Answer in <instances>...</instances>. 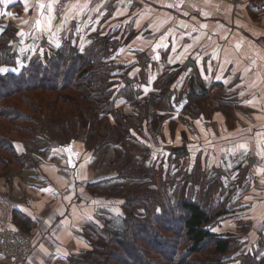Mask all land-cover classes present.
Listing matches in <instances>:
<instances>
[{"label": "crops", "instance_id": "crops-1", "mask_svg": "<svg viewBox=\"0 0 264 264\" xmlns=\"http://www.w3.org/2000/svg\"><path fill=\"white\" fill-rule=\"evenodd\" d=\"M57 1L0 3V28L17 30L18 61L28 54L44 57L65 42L83 48L101 36L115 46L110 59L123 65L120 80L139 89L138 105L171 85L175 130L171 119L164 122L158 153H169V145L175 155L172 148L185 146L181 163L187 160L192 168L201 162L208 175L215 170L218 180L212 183L223 189L220 194L226 189L217 205L226 213L207 227L218 237L240 240V252L252 253V264H264V0L237 5L225 0H72L60 18ZM189 61L194 67H185ZM191 78L206 84L209 95L237 93L235 112L226 115L218 107L207 118V108L200 118L190 119L183 111L194 89ZM118 103L134 116L124 141L133 138L139 159L138 147L148 141L147 122L137 119V104ZM154 111L150 106L149 116ZM112 145L96 150L87 146L85 134L67 144L43 135L32 156L37 160L11 180L0 179V241L5 232L22 234L27 221L28 234L22 235L32 240V252L25 264H73V257L91 248L96 226L105 227L103 220L122 225L130 183L119 177L114 160L128 151ZM246 166L247 179L236 175V183L226 181ZM245 262L244 256L239 264ZM0 264H10L1 249Z\"/></svg>", "mask_w": 264, "mask_h": 264}, {"label": "trees", "instance_id": "trees-1", "mask_svg": "<svg viewBox=\"0 0 264 264\" xmlns=\"http://www.w3.org/2000/svg\"><path fill=\"white\" fill-rule=\"evenodd\" d=\"M16 31L10 25L0 36V69H4L0 71V178L11 180L19 169L32 165L43 135L67 144L85 134L88 147L96 150L108 144L118 145L129 135L134 116L118 108V101L137 104L140 91L134 82H122L120 73H114L123 65L108 59L111 40L93 37L83 48L65 42L44 57L28 54L20 64L14 41ZM191 80L194 89L184 111L196 120L208 107L209 89ZM119 83L122 84L118 86ZM170 89L171 85H166L144 103L135 105L137 119L162 128L174 109ZM150 106L155 107L151 116ZM227 110L226 115H230ZM170 125L174 132L175 121L171 119ZM121 157L117 155L114 160L118 174L135 179L123 206L124 225L120 230L106 227L105 238L91 241V248L79 255L80 259L72 258V263L221 264L233 245L231 239L218 237L207 227L226 213L215 202L216 183L205 189L201 184L203 174L200 178L199 169L194 167L189 172L193 175L183 176V189L168 195L154 189L158 183L154 169L151 175L156 180L145 183L136 178V174L138 178L142 176L140 164ZM200 187L204 190L201 194ZM161 190H165L164 184ZM136 208H142L144 214L136 215ZM27 225L24 222L20 233L28 234ZM204 252L209 259L196 258Z\"/></svg>", "mask_w": 264, "mask_h": 264}, {"label": "rangeland", "instance_id": "rangeland-1", "mask_svg": "<svg viewBox=\"0 0 264 264\" xmlns=\"http://www.w3.org/2000/svg\"><path fill=\"white\" fill-rule=\"evenodd\" d=\"M56 17H58V16L56 15ZM60 17H58V18H60ZM4 29L5 28H0V36L6 30V29L5 30ZM114 47L115 46H112L111 49H114ZM31 50H33V48ZM30 52H33V51H30ZM110 52H111V50H110ZM24 56L25 57L21 56L19 58V63L20 64L24 61V58H25V60L28 59L27 58L28 55H24ZM33 56H35V55H33ZM108 59H110V55L108 56ZM114 73H123L124 74V71L122 69L118 68V69H116V71H114ZM122 82H123V80H122ZM196 82H201V81L199 79H196ZM121 84L122 83H119L118 86H120ZM183 86L181 87L182 90H183ZM218 94H220V93H218ZM236 94L237 93H234V92H232V90H230L229 93L224 92V93H221L218 96L215 92H211V94L209 95V91H208L209 98H208V101L206 102V104H208V107H207L208 108L207 109L208 113L206 114L207 118L212 117L213 116V112H215L218 107H222V108L225 107V109H228L227 111H230L232 113L235 112V108L233 107V105L234 104L238 105V102H236V101L239 99L236 96ZM180 95L182 97H185L184 92L181 93ZM241 98H240V101H242ZM214 99H216V100H214ZM216 101L217 102L219 101V104ZM215 105L217 107H214ZM243 109H244L243 110L244 112H249L250 111L249 107H247V109H245L243 107ZM183 112L185 114V111H183ZM193 114L196 115V112L193 111ZM136 126L138 128V131L142 128V127H140V125H136ZM146 127H147V132H146ZM161 129L162 128H154L150 123L149 124L146 123V125H145V127L143 129V132L147 136L148 141L144 142V144H143L144 146L141 144L142 147H144V148L141 149L142 151L138 147V151H140V153H138V154H140V158L139 159H138V156L136 157V152L134 151L136 143H135V141L133 140L132 137L129 140H127V141L122 140L121 142L124 141L123 142L124 144H122L120 142V145L118 144L117 146L119 147V149L123 148V146H124V148L126 149V152L128 151L126 156H123V155L126 154L125 152H123L121 154L123 156V157H121L122 159L125 158V159H128L129 161L134 160V161H137L140 164V166H138V167H139V169L142 170V176L138 178V175L136 174V178L137 179H139L141 181H144L145 183L152 184L153 178L156 180V178L153 175H151V170L154 169L155 170L154 175L157 176V180H158V183L155 182L154 189L156 188V190H158L161 193L165 192L168 195H174L173 191H175L176 189L177 190H181V188L183 189V183L185 181V178L183 176L189 177L188 174H192L193 175V173H189V172L194 170V166L192 168H189L188 166H190V165H188L187 160H183L182 163H181V158L182 157L178 156L176 154L174 155L173 153H171L169 145L167 147L169 153H166V154L165 153H163V154L162 153L161 154L158 153V148H156L155 146H158V144L156 142H158L160 144V146L162 145V143H161L162 140L161 141L159 140V138H160L159 137L160 136L159 133H160ZM140 132H142V130H140ZM154 134H156V139H157L156 142H152L151 141V138L152 137L154 138ZM47 141H49V139ZM241 143L243 144L244 141H242ZM111 145L112 144H110V146ZM115 149L117 150V148H115ZM142 154L144 155L143 158H142ZM249 159L250 158H248V160ZM33 160H37V158L35 157V158H33ZM244 160H247V159L245 158ZM116 162H117L118 165L120 164V162H118V161H116ZM245 162H247V161H245ZM196 166H199V167H197L199 169V172H198L199 174L198 173L197 174L201 178V175H202L201 171H205L207 169H205V170L202 169V163L201 162L197 163ZM248 168L249 167L246 166L244 169L240 170L239 172L236 171V172L232 173L231 175H233V176H230V179H228V180L226 179V181H230L231 183L234 181V183H236L237 181H235V180H239V176H236V175H240L241 180H244L245 178L247 179ZM205 172H206V176H205L204 179H202L203 182H201V184L204 186L205 189H207V186L212 184V182H214L215 180H218V178H217V174L215 173V170L210 172L209 175H208L207 171H205ZM179 173H180V176H178V178H177V175ZM143 174H145L144 178H143ZM119 177L123 178V179H127L128 182L130 183L128 188H127V192H128L131 189L132 183L135 181V179L130 177V176H122V175L120 176L119 175ZM176 178H177V180H175ZM251 179H252V176H251ZM231 183L229 185H231ZM163 184L165 185V190H161ZM225 187H227V184L225 185ZM218 190L219 191L216 193V197H215V202L217 204L219 202L220 196H223V194L225 195V192H226V189H224V193L220 194L219 192H222L223 189L219 188ZM202 191H204V190H202L201 187H200V192H199V189H198V192L201 194ZM213 191H214V188H213ZM139 194L141 195L142 193H139ZM178 195H179V193H178ZM125 197L127 199V196H125ZM201 199H202V197H201ZM135 214L141 216V215L144 214V210L142 208H136L135 209ZM103 221H105V227H101L100 228V227L96 226V231H95L96 235L94 236L95 238L92 239L93 242L98 240L99 238H105L106 227H110V228H112L114 230H118V229L120 230L123 227V225H124V221L122 222V225H118V223H117V221L115 219H114V221H108V220H103ZM231 240H232V245H233L232 251L223 256V258L221 260V264H239V261L242 260V257H244V256L246 258V262L244 264H252V253L240 252V248H241L240 240H238V241H236L235 239H231ZM198 257L201 258V259H206L208 256L206 257V254L204 252L203 254H200V255L196 256V258H198ZM78 259H80V257H78V256L75 257V260H78ZM208 259H209V257H208ZM8 262L10 264H12L10 262V260H8Z\"/></svg>", "mask_w": 264, "mask_h": 264}, {"label": "built area", "instance_id": "built-area-1", "mask_svg": "<svg viewBox=\"0 0 264 264\" xmlns=\"http://www.w3.org/2000/svg\"><path fill=\"white\" fill-rule=\"evenodd\" d=\"M70 1L72 0H58L55 5V15L60 17ZM225 1L234 5L239 2V0ZM260 11L264 12V3L260 6ZM152 140L156 142V134ZM0 249L12 264H25L32 252V240L16 232H5L1 235Z\"/></svg>", "mask_w": 264, "mask_h": 264}, {"label": "water", "instance_id": "water-1", "mask_svg": "<svg viewBox=\"0 0 264 264\" xmlns=\"http://www.w3.org/2000/svg\"><path fill=\"white\" fill-rule=\"evenodd\" d=\"M190 66H193L194 67V62L189 61V62H187L185 64V67H190ZM172 152H174L177 155H180L183 158L186 155V147L185 146L174 147V148H172ZM250 163H252V160H251Z\"/></svg>", "mask_w": 264, "mask_h": 264}, {"label": "snow or ice", "instance_id": "snow-or-ice-1", "mask_svg": "<svg viewBox=\"0 0 264 264\" xmlns=\"http://www.w3.org/2000/svg\"><path fill=\"white\" fill-rule=\"evenodd\" d=\"M9 2H12V0H0V3H9ZM26 2V0H25ZM44 5H41V8H43ZM50 7V6H49ZM39 24V22H37ZM0 71H4V69H0ZM241 148H244L245 146L244 145H240ZM65 151H68L70 152V148L69 149H65ZM71 163V161H69ZM262 183H264V181H262Z\"/></svg>", "mask_w": 264, "mask_h": 264}]
</instances>
